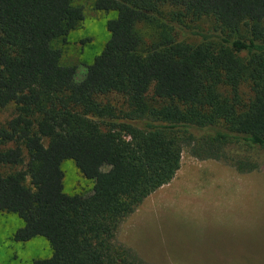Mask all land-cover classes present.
I'll list each match as a JSON object with an SVG mask.
<instances>
[{
    "label": "trees",
    "instance_id": "obj_1",
    "mask_svg": "<svg viewBox=\"0 0 264 264\" xmlns=\"http://www.w3.org/2000/svg\"><path fill=\"white\" fill-rule=\"evenodd\" d=\"M75 1L0 0V109L13 106L0 126V213L21 221L14 241H46L49 256L31 264H139L116 229L173 178L183 150L219 160L230 145L264 149V0H86L114 16L78 81L60 61L83 20ZM184 20L210 26L186 28L189 44L174 34ZM111 95L121 121L97 101ZM65 160L88 192H64Z\"/></svg>",
    "mask_w": 264,
    "mask_h": 264
},
{
    "label": "rangeland",
    "instance_id": "obj_2",
    "mask_svg": "<svg viewBox=\"0 0 264 264\" xmlns=\"http://www.w3.org/2000/svg\"><path fill=\"white\" fill-rule=\"evenodd\" d=\"M74 3L82 8L83 20L67 34L60 61L75 66L78 81L105 42L104 24L114 13L93 10L91 1ZM160 12L171 20V8L162 7ZM209 22L184 20L174 30L175 38L194 44L197 38L186 28L197 25L205 30ZM97 101L99 106L111 107L121 121L126 107L119 96ZM12 113L13 106L0 109V126ZM90 119L101 128L112 121L96 114ZM223 152L224 159L214 160L183 150L173 178L119 223L115 243L139 264H264V149L230 145ZM60 169L66 194L90 190L91 181L70 160L63 161ZM19 226L21 221L14 214L0 213V264H31L32 259L49 256L41 237L14 241L12 234Z\"/></svg>",
    "mask_w": 264,
    "mask_h": 264
}]
</instances>
